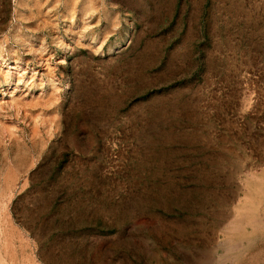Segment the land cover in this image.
Returning <instances> with one entry per match:
<instances>
[{
    "label": "rangeland",
    "instance_id": "rangeland-1",
    "mask_svg": "<svg viewBox=\"0 0 264 264\" xmlns=\"http://www.w3.org/2000/svg\"><path fill=\"white\" fill-rule=\"evenodd\" d=\"M255 183L264 0H0V264H264Z\"/></svg>",
    "mask_w": 264,
    "mask_h": 264
},
{
    "label": "bare ground",
    "instance_id": "bare-ground-1",
    "mask_svg": "<svg viewBox=\"0 0 264 264\" xmlns=\"http://www.w3.org/2000/svg\"><path fill=\"white\" fill-rule=\"evenodd\" d=\"M250 177H251V176H250ZM252 179H254V178L252 177ZM250 186H251V185H250ZM254 186H257L256 188H258L261 192L263 191V186H264V185H262V184H260V183H258V184L255 183ZM260 191H259V192H260Z\"/></svg>",
    "mask_w": 264,
    "mask_h": 264
}]
</instances>
